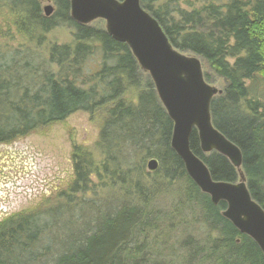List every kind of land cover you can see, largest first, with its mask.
Listing matches in <instances>:
<instances>
[{
  "label": "trees",
  "instance_id": "16d2710c",
  "mask_svg": "<svg viewBox=\"0 0 264 264\" xmlns=\"http://www.w3.org/2000/svg\"><path fill=\"white\" fill-rule=\"evenodd\" d=\"M54 1L56 13L45 18L37 0H0L15 31L34 46H41L44 35L60 25L72 29L73 37L72 44L50 46L46 60L26 49L0 51V145L75 112L103 113L97 144L103 160L96 166L88 151L74 147V181L68 191L88 192L94 174L99 182L107 180L104 187L118 183L130 203L107 208L97 215L103 219L97 227L90 224L67 239L56 233L63 225V207L15 214L0 223V264H167L144 253V236L154 221L148 204L155 201L156 188H143L137 162L122 167L127 161L123 154L131 155L130 160L139 157L141 163L155 159L159 169L153 176L183 179L191 186L187 207L201 210L199 223L216 237L186 241L183 263L264 264L252 240L221 217L225 204L212 205L185 175L170 148L172 122L128 47L114 42L102 27L76 24L68 2ZM138 1L175 50L198 57L223 81L222 94L209 107L212 125L241 152L248 192L264 212V96L257 91L264 81V0H196L184 2V8L179 0ZM189 142L213 181L237 180L224 157L200 152L196 131Z\"/></svg>",
  "mask_w": 264,
  "mask_h": 264
},
{
  "label": "rangeland",
  "instance_id": "374dc122",
  "mask_svg": "<svg viewBox=\"0 0 264 264\" xmlns=\"http://www.w3.org/2000/svg\"><path fill=\"white\" fill-rule=\"evenodd\" d=\"M187 1L196 0H179L182 8ZM37 2L42 16L44 9L48 7L52 8L48 17L56 13L57 6L54 0ZM104 25L101 20H97L86 26L104 28ZM71 33L72 29L60 25L44 35L45 42L41 46H34L15 31L8 13L0 8V51L26 49L36 54L37 60H46L50 46L72 44ZM201 64L206 83L223 91L225 88L223 81L212 75L206 64L202 62ZM142 74L143 77H147L145 73ZM258 84L257 91L264 96V81ZM102 119L103 113L90 115L75 112L63 122L33 132L10 144L0 145V223L15 214L63 207L60 211L64 215L60 230L64 231L60 233L59 230L56 233L67 239L75 232H78L76 234L78 235L85 231L90 224L97 227L103 220L97 215L105 212L107 208H119L123 203H130L123 192L117 189L118 183L104 187L102 184L107 180L99 182L94 174L89 177L91 183L88 192L70 195L68 191L74 181L71 158L74 147L88 151L94 158L96 166L103 160L97 146ZM123 156L127 161L122 167L126 169L132 167L134 161L137 162L135 165L142 167V175L144 174L143 188H156L157 191L155 201L148 204L149 209L153 210L154 221L144 236L146 248L144 253L155 261L185 264L183 261L186 259L184 245L186 241L202 243L207 241L206 239L212 240L216 237L214 232H210L199 223L201 210L191 204L187 207V191L191 190V186L183 179L170 181L161 175L153 176V173L147 171L146 166L150 158H145L141 163L139 157L130 160L131 155ZM102 178L105 179L103 175ZM68 199H72V202L70 203ZM72 220L74 223L71 222L72 227L68 229V222Z\"/></svg>",
  "mask_w": 264,
  "mask_h": 264
},
{
  "label": "water",
  "instance_id": "95a60500",
  "mask_svg": "<svg viewBox=\"0 0 264 264\" xmlns=\"http://www.w3.org/2000/svg\"><path fill=\"white\" fill-rule=\"evenodd\" d=\"M66 1L73 22L89 25L101 20L105 33L128 47L137 67L151 80L156 97L172 122L170 148L183 165L185 175L212 205L225 204L221 217L251 239L264 260V212L248 192L241 152L212 125L209 107L222 91L206 83L201 60L175 50L138 0ZM51 11L52 8H45L44 16L48 17ZM193 131L197 132L200 152L224 157L237 173L236 181L212 180L206 165L190 151ZM146 166L150 173L159 168L155 159Z\"/></svg>",
  "mask_w": 264,
  "mask_h": 264
}]
</instances>
